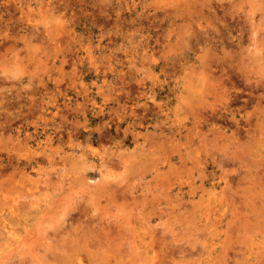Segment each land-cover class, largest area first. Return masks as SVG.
<instances>
[{
    "label": "rangeland",
    "instance_id": "rangeland-1",
    "mask_svg": "<svg viewBox=\"0 0 264 264\" xmlns=\"http://www.w3.org/2000/svg\"><path fill=\"white\" fill-rule=\"evenodd\" d=\"M263 98L264 0H0V264H264Z\"/></svg>",
    "mask_w": 264,
    "mask_h": 264
},
{
    "label": "bare ground",
    "instance_id": "bare-ground-1",
    "mask_svg": "<svg viewBox=\"0 0 264 264\" xmlns=\"http://www.w3.org/2000/svg\"><path fill=\"white\" fill-rule=\"evenodd\" d=\"M255 81H257V80H255ZM257 83H258V82H257ZM259 83H260V82H259ZM249 84H251V83H249ZM249 84H247V85H249ZM262 84H263V83H262ZM256 86H257V85H256ZM259 86H260V84H259ZM260 88H261V87H260ZM198 91H199V89H198ZM253 91H254V90H253ZM253 91H252V93H253ZM201 92H202V91H201ZM251 97H252V96H251ZM244 99H245V98H244ZM263 99H264V98H263ZM251 101H252V100H251ZM262 101H263V100H262ZM247 106H248V105H247ZM243 107H245V106H243ZM224 109H225V108H224ZM246 115H247V114H246ZM221 117H222V116H221ZM240 117H241V116H240ZM250 118H251V117H250ZM242 119H243V118H242ZM244 119H245V118H244ZM240 120H241V119H240ZM255 120H256V119H255ZM252 121H253V120H252ZM241 122H242V121H241ZM244 122H245V121H244ZM236 123H237V122H236ZM242 123H243V122H242ZM250 123H251V122H250ZM237 124H238V123H237ZM250 127H251V126H250ZM243 128H244V127H243ZM246 128H247V127H246ZM254 128H255V126H254ZM254 128H253V129H254ZM257 130H258V128H257ZM255 131H256V130H255ZM255 131H254V132H255ZM250 137H252V136H250ZM231 155H232V154H231ZM235 155H236V154H235ZM11 211H12V210H11ZM4 212H5V211H4ZM4 214H5V213H4ZM6 216H7V215H6ZM7 217H8V216H7ZM7 217H6V218H7ZM6 218H5V219H6ZM4 221H5V220H4ZM3 223H4V222H3ZM3 223H2V224H3ZM7 224H8V223H7ZM9 224H10V223H9ZM4 226H5V225H4ZM10 227H11V225H10ZM2 230H3V229H2ZM9 230H10V229H9ZM4 231H5V230H4ZM1 236H2V235H1Z\"/></svg>",
    "mask_w": 264,
    "mask_h": 264
}]
</instances>
